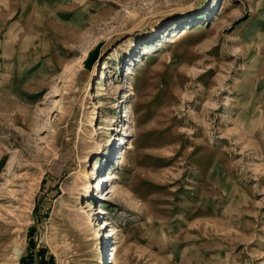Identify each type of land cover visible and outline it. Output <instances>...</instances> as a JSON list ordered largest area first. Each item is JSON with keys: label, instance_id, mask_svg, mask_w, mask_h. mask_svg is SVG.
I'll return each mask as SVG.
<instances>
[{"label": "rangeland", "instance_id": "1", "mask_svg": "<svg viewBox=\"0 0 264 264\" xmlns=\"http://www.w3.org/2000/svg\"><path fill=\"white\" fill-rule=\"evenodd\" d=\"M114 241L264 264V0H0V264Z\"/></svg>", "mask_w": 264, "mask_h": 264}, {"label": "bare ground", "instance_id": "2", "mask_svg": "<svg viewBox=\"0 0 264 264\" xmlns=\"http://www.w3.org/2000/svg\"><path fill=\"white\" fill-rule=\"evenodd\" d=\"M178 8H174L173 10V13L174 14H176V13H178L180 10H177ZM167 16H170V14H167ZM142 31H145V30H142ZM130 73H132V71H130ZM132 88V86H131V84L129 85V89H131ZM126 95H131V93L130 94H126ZM124 108L126 109V112H127V114L130 112V106L128 105V104H125V106H124ZM129 128V127H128ZM128 128H126V129H128ZM124 130V134H126L127 133V130ZM127 144H128V139H127V142H126ZM125 153H126V150H123V153H122V155H121V157L122 158H124L125 157ZM97 164H98V161L96 160L94 163H93V166H92V170H91V172H89V173H86V175H85V181H84V184H83V189H84V191H85V193H86V195H89L90 194V189H91V187L93 186L92 185V180H91V177L93 176V175H97V169H98V167H97ZM102 176H105V175H102ZM101 176V177H102ZM112 173H110L109 172V174H108V176H107V178H103V181L104 180H107V179H112ZM90 206H92L91 204H90ZM93 209V208H92ZM103 210L102 209H100V208H98V210L96 211V213H99V212H102ZM95 212L93 213V215L94 214H96ZM89 224H88V227H92L93 225H94V222H93V218H92V216L90 217V219H89ZM113 230V229H112ZM108 235H115V232H114V230H113V232L112 233H110V234H108ZM112 243V242H111ZM111 246L112 247H114V249H113V253H112V258H111V261H110V263L112 262L113 264H117V256H118V241H114L112 244H111ZM16 253H18V251H16Z\"/></svg>", "mask_w": 264, "mask_h": 264}, {"label": "built area", "instance_id": "3", "mask_svg": "<svg viewBox=\"0 0 264 264\" xmlns=\"http://www.w3.org/2000/svg\"><path fill=\"white\" fill-rule=\"evenodd\" d=\"M109 256H110V258H109V259H111V254H110Z\"/></svg>", "mask_w": 264, "mask_h": 264}]
</instances>
